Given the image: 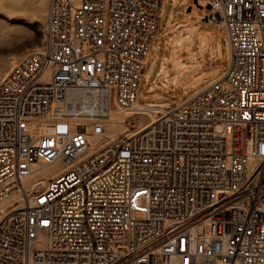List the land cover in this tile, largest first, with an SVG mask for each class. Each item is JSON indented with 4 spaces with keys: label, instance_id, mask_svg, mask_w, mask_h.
<instances>
[{
    "label": "built area",
    "instance_id": "built-area-1",
    "mask_svg": "<svg viewBox=\"0 0 264 264\" xmlns=\"http://www.w3.org/2000/svg\"><path fill=\"white\" fill-rule=\"evenodd\" d=\"M163 1L49 0L42 45L0 80V202L19 194L0 264H264V0H205L227 67L138 103ZM69 90L142 117L110 137L97 103L67 113Z\"/></svg>",
    "mask_w": 264,
    "mask_h": 264
},
{
    "label": "rangeland",
    "instance_id": "rangeland-1",
    "mask_svg": "<svg viewBox=\"0 0 264 264\" xmlns=\"http://www.w3.org/2000/svg\"><path fill=\"white\" fill-rule=\"evenodd\" d=\"M48 2L49 0H0V80L9 71L12 65L16 63L25 53L29 50L37 49L42 45L46 26ZM206 4L207 2L205 0H197L196 4H191V0H188L187 4L184 6L177 5L171 22H169L166 26H162L160 32L158 33V37L160 39V52L157 53V56L160 57L162 54L163 56L168 55L170 58L168 76H170L174 82L178 80V76L174 73V66L176 62L170 53L173 51L172 49L177 47L178 42H180V40L187 33L190 34L189 29L193 25V31L194 29L201 28V32L199 33L200 39H202V35H206L207 32H217L216 28H219L221 35L217 36L215 39L219 40L220 38L221 41H223L222 28L216 26V24L212 22H209L206 18V14L209 11V9L206 8ZM198 5L201 7H198ZM190 40L191 37L183 44V48L179 49L177 55L178 58H181V61L189 64L183 69V72H189V78L185 82H180L178 85L179 88L175 94H171L173 92L170 94L165 93L161 90L153 92L166 97V100L172 104L181 102L186 99L190 93H192L193 89L187 94H184L182 90L185 86L188 85L189 87L194 85L208 75L207 72L209 71L208 65L210 60L204 52V49H197L198 47H195V44L193 43L189 48L187 45L190 43ZM156 43H158L157 39L153 42L151 59L155 56ZM214 52L215 63L213 68L219 69V72L222 73L228 64L225 44L222 43L221 55H217L215 50ZM159 82L161 83V81ZM205 83L206 82H203L194 89L202 88ZM168 89L171 90L173 88L172 86H169ZM151 93V91L146 89L145 78L143 76L140 77L139 86L136 91V101L138 103L164 101V99L152 98ZM140 94H142V97H140ZM85 100L86 99H80L76 102L78 103ZM76 102L74 103L76 104V108L73 109V112L70 107H68L66 111L69 115L75 116L76 118L79 117V119H81L80 117H82V115H77L79 109ZM86 104H89V102ZM87 106L88 105H86V107ZM105 108L107 109H105L106 114H104V116L106 118V127L110 137H115L119 134L132 131L139 118L142 117L138 115H131L130 112L126 110H118L116 106L112 102L109 103L108 100ZM90 110L91 108H83V114L88 113L87 111ZM125 117L126 121L123 122L122 120ZM35 169L34 176L45 174L49 177L51 176L50 174L53 175L56 172L58 165H39L36 166ZM32 181H34V179H30L28 182L30 183ZM10 200L11 201H7L5 203L7 207L17 205V202L14 201L19 200V194L13 195ZM12 203L13 205H11ZM138 216L139 215H137V217Z\"/></svg>",
    "mask_w": 264,
    "mask_h": 264
},
{
    "label": "crops",
    "instance_id": "crops-1",
    "mask_svg": "<svg viewBox=\"0 0 264 264\" xmlns=\"http://www.w3.org/2000/svg\"><path fill=\"white\" fill-rule=\"evenodd\" d=\"M188 0H164L162 4V11H161V18H160V25H159V32L161 30L162 26H166L169 22L172 20V16L174 13L175 8L178 6H184L187 4ZM196 4L194 3L193 0H191V4ZM207 5V4H206ZM194 25L189 29L190 34H186L180 42H178V45L176 48L172 49L173 51L170 53L171 56L174 57L175 60V66H174V73L178 76L177 81H172L171 77L168 76L169 74V64H170V58L167 56H163L162 54L160 57L157 56V53L160 52V39L159 37H155L152 41L151 48L142 72L141 77L143 76L146 80V89L151 91V97L156 98V99H164V101H156V102H144V103H169L166 99V97L160 95V94H155L153 93L156 90H161L164 91L165 93H171L175 94L176 91L178 90V85L180 82H185L189 78V72L185 73L183 72V69L188 66L189 64H186L185 62L181 61V58H178V51L179 49L183 48V44L191 37L190 43L187 45L189 48L191 44H195V47H198L197 49L201 50L204 49V52L206 53L208 59L210 60L209 62V71L207 72L208 75H206L201 81L198 83L191 85L188 87L185 86L182 92L184 94H187L190 90L193 89L192 93L193 94L195 91L199 90L194 89L196 86L201 85L203 82H206L204 86L211 82L214 78L219 76L221 72H219V69L213 68L214 63H215V52L216 51L217 55H221L222 53V43L225 44L224 37L223 41L221 39H215L217 36L221 35V31L219 28L217 29V32L209 31L207 32L206 35H202V39H200L199 33L201 32V28L199 29H194ZM215 28V27H214ZM223 36V34H222ZM157 39L158 43L155 45V56L151 59L152 55V46L154 40ZM202 46V47H200ZM194 47V48H195ZM226 48V44H225ZM227 52V50H226ZM190 71V70H189ZM206 73V72H204ZM161 81V83L159 82ZM139 86V85H138ZM169 86H172L173 89H168ZM187 87V88H186ZM189 95V96H190ZM188 96V97H189ZM140 97H142V94H140ZM187 97V98H188ZM185 100V99H184ZM183 101V100H182Z\"/></svg>",
    "mask_w": 264,
    "mask_h": 264
},
{
    "label": "bare ground",
    "instance_id": "bare-ground-1",
    "mask_svg": "<svg viewBox=\"0 0 264 264\" xmlns=\"http://www.w3.org/2000/svg\"><path fill=\"white\" fill-rule=\"evenodd\" d=\"M67 101H71L72 102V106H70V109L72 110L73 112V109H75V105L74 104L76 101H79L80 99H86L85 102H89V105L86 107V105L84 106V109H89V108H92L90 106H93L94 103H97V111H99V113H101L102 115L106 114V110L107 108H105L106 104H107V100H106V97H105V94L103 93H93V92H87V91H80V90H69L68 92V95H67ZM77 103V102H76ZM91 104V105H90ZM99 109V110H98ZM92 110V109H91ZM90 110V111H91ZM88 112V111H87ZM131 114V113H130ZM36 168V167H35ZM45 177H47L45 174H43ZM52 175V174H50ZM35 177L34 174H32L30 176V179ZM29 179V180H30ZM46 178H44L45 180ZM28 180V181H29ZM24 183V182H23ZM12 197H10L9 199L3 201V202H0V211L1 212H4L7 208V206L5 205V203L7 201H11ZM13 205V203L11 204Z\"/></svg>",
    "mask_w": 264,
    "mask_h": 264
},
{
    "label": "water",
    "instance_id": "water-1",
    "mask_svg": "<svg viewBox=\"0 0 264 264\" xmlns=\"http://www.w3.org/2000/svg\"><path fill=\"white\" fill-rule=\"evenodd\" d=\"M193 1H194V3H196V0H193ZM198 7H201V6L198 5ZM206 8L209 9V5L208 4L206 5Z\"/></svg>",
    "mask_w": 264,
    "mask_h": 264
}]
</instances>
